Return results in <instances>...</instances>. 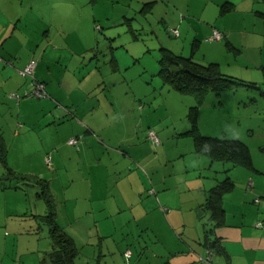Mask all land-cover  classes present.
Segmentation results:
<instances>
[{
  "label": "crops",
  "instance_id": "obj_1",
  "mask_svg": "<svg viewBox=\"0 0 264 264\" xmlns=\"http://www.w3.org/2000/svg\"><path fill=\"white\" fill-rule=\"evenodd\" d=\"M147 1L150 10L161 9L164 31L175 38L164 37L168 41L163 44L165 47L184 53L191 40L199 39L198 51L201 50L202 54L198 62L213 61L220 68H223L224 60L221 59L225 46H242L246 31L238 26L239 12L248 10V1H251L250 5L254 2ZM226 2L230 6L223 8ZM117 5L108 0H0V97L7 94L19 104L23 98L32 96L52 99L65 90L68 100L73 103L65 88V85L69 86L70 77L60 69L63 54L75 52L77 45L86 47L84 37L88 32L99 31V23L107 26L104 31L120 30L128 25V31L133 35V18L124 14L125 10L124 13L123 10L116 12ZM173 28L179 31L177 36L168 32ZM14 44L18 47L15 48ZM26 47L32 48L30 58L28 54H20ZM17 54L18 57H13ZM31 58L36 59L33 74L44 83L45 96L22 94L32 88L30 78L21 74ZM109 63L113 71L118 69L115 56ZM226 65L238 66L237 57H231ZM125 80L129 82L126 77ZM139 81L149 84L152 79L147 72ZM15 91L22 94L19 99L9 95ZM133 94L136 97L143 95L146 99L152 95L155 98L156 88L145 94L135 91ZM77 109L55 107L50 110V121L67 126L65 143L70 150L69 146H75L70 151L74 158L63 157L60 147L47 144L44 137L39 147H34L29 155L18 153L12 163L9 149L14 141L20 143L21 138L28 136L29 128L17 122L18 118L15 124L12 110H0V169L10 168L20 174L38 176L46 184L45 194H41L40 185L33 181L12 180L0 187V202L6 203L4 216L0 213V264H51L49 253L57 249L58 244L51 237L48 215L74 243V264L83 251L93 249L95 252V244L101 247L98 264L102 260L103 264H264V158L256 162L252 157L254 170L228 165L225 174H219L217 167L220 165L198 154L193 138L189 137L184 149L179 151L177 170L175 162H169L176 157L168 155V129L158 127L159 120H152L156 109L143 108L135 121L137 127L128 130L125 127L127 113L120 112L118 120L114 121L123 122L124 131L116 139L117 148L113 149L94 138L95 133L106 131L109 121L92 118L91 111H81L80 116L86 119L83 122L74 118L61 122L68 115L75 116L74 113L79 112ZM117 111L119 109L114 112ZM2 123L10 126L7 133ZM119 127L121 129V125ZM184 129L188 130L189 125ZM149 130L154 131L157 142L149 136ZM133 132H139L140 138L136 139ZM71 137L78 139L76 144L67 142ZM46 156L50 158L49 164L45 162ZM43 163L53 167L47 171ZM168 163L171 170L166 172L161 167ZM222 177H229L234 186L222 195L224 212L221 223L216 224L209 218L205 202L209 189ZM9 204L11 208L7 210ZM95 211L103 214L97 217ZM130 225L153 234V244L144 246L141 239V242L137 240L136 253L129 245L120 251L109 236L112 229ZM207 228L213 229L210 237L217 239L219 245L218 249L211 248L209 260L204 235ZM127 250L131 259L135 255L132 262L124 255Z\"/></svg>",
  "mask_w": 264,
  "mask_h": 264
},
{
  "label": "rangeland",
  "instance_id": "obj_2",
  "mask_svg": "<svg viewBox=\"0 0 264 264\" xmlns=\"http://www.w3.org/2000/svg\"><path fill=\"white\" fill-rule=\"evenodd\" d=\"M108 1L109 3H118L115 6L116 12L123 10L124 13L125 10L126 13L124 14L133 18V35L132 31H128V25L122 26L120 30L112 28L111 31H104L107 26L99 23L101 27L99 31L88 32L84 37L86 47L77 45L78 49L75 52H65L63 54L60 69L70 77L69 86L65 85V88L68 89L73 103L68 100V93L65 90H61L58 97H52V99H39L32 96L23 98L19 104L9 99L7 94L6 96L1 95L0 110H12L15 124L16 118H18L17 122H21L25 128H29L28 136L21 138L20 143L14 141L10 147V163L14 162L18 153L29 155L34 147H39L40 140L45 138L47 144L54 143L60 147L63 157L74 158L71 150H74L75 146H69L71 147L70 150L65 143V138L68 136L66 135L68 132L67 126L65 124L58 126L59 123L50 121V110L55 107H62L63 109L67 107L72 111L76 107L78 108L79 112L74 113L75 116L68 115L61 121L63 123L73 118L83 122L86 119L80 116L81 111L83 113L91 111L89 112L90 116L96 120L109 121L105 126L106 131L95 133L94 138H98L97 142L100 140L103 142L102 145L112 149L117 148L116 139H119L124 131L123 122L119 124L114 121L118 120L120 112L127 113L125 127L128 130L134 126L137 127L135 121L139 119L141 110L150 108L151 110L156 109L152 120L154 122L159 120L158 127L168 129V155L170 158L176 157L175 160L170 159L169 162L174 161L177 170H179L180 158H177L180 154L179 151L184 149L189 137L193 138V133L184 128L188 125L190 128L188 111L191 106L196 104V100L192 95L181 94L169 89L157 75L159 69L158 58L161 55L160 48L165 47L163 44L168 42L164 37L175 38L171 35L168 36L164 31L161 23V9L157 7L155 11L150 10L147 3H145L148 2L147 0L140 2L137 0ZM250 3L251 1H248L246 8L248 10L239 12L240 18L237 17L240 19L238 26L244 27L246 31L245 38L242 39L241 37L242 46H225L223 50L224 58L221 59L224 60L222 62L223 68L220 69L223 73L238 79L254 82L255 87L238 86L235 89L224 90L219 93L213 91L206 93L202 104L198 108L196 125L198 132L202 135L236 138L243 141L249 147L253 159L258 162L264 158V0H254L251 5ZM249 5L250 7H248ZM124 29L126 30L124 31ZM183 36L182 33L181 40ZM13 39L15 40L14 37ZM198 40H191V45L188 48L186 45L184 53H176L186 57L191 56L193 60L198 62V58L202 54L201 50L198 51ZM17 45L14 44V47L17 48ZM190 52H192V55H190ZM196 52L197 54L194 56ZM20 54H28L30 58L33 54L32 48L27 49L26 47V49H22ZM112 55L115 56L118 66V69L114 71L109 63L113 59ZM13 57H18V54L13 55ZM231 57H237L238 66L230 67L226 65ZM199 63L206 64L209 61ZM147 72L152 82L149 84L143 82V84L139 80H142L143 75ZM125 77L129 82L125 80ZM27 78L29 79V77ZM146 85H149V87L147 88ZM153 87L156 88L155 98L152 97L153 95L147 96L150 98L146 99L143 95L136 97L133 94V91L145 94ZM118 109L119 111L115 113L114 111ZM17 114L19 117H17ZM6 119L11 124V119L9 117ZM2 124L5 133H7L10 126L8 123ZM46 125L48 126L46 127ZM149 126L152 127L151 124ZM133 134L136 139L140 138L139 132H133ZM110 138L111 140H108ZM13 147H16L18 151ZM21 164L24 165V163ZM168 164L169 166H167ZM168 164L161 167L162 170L169 172L171 165ZM215 165H220L217 167L219 174H225L226 171L224 170L229 163L215 161ZM43 166L47 171H50L53 167L52 165L47 167L44 163ZM6 171L5 168L0 169V174ZM37 178L39 177L37 176ZM27 187H30V185H27ZM5 205V202H0V213L3 216L6 211ZM10 208L11 204H9L7 210H10ZM94 214L99 217L103 213L95 211ZM124 214L127 215L126 212ZM116 228L118 229H112V235L109 237L110 241H114V246L120 251L129 245L131 246L130 249L136 253L137 240L141 242L142 239L144 246H149L154 242L153 234L136 227V225H130L128 228ZM43 230H46L45 226H43ZM97 231L98 228L95 232ZM93 248H95V252L93 249L83 251L76 264H98L101 257L99 251L101 247L95 244ZM159 248L166 250L164 246H159ZM103 250L104 248H102V252ZM120 251L116 250L117 255H120ZM104 254L108 253L104 252ZM92 258L93 261H91ZM134 259L135 255L132 259L130 257L129 260L132 262ZM103 261L100 264H103ZM123 264H126V262H123Z\"/></svg>",
  "mask_w": 264,
  "mask_h": 264
},
{
  "label": "trees",
  "instance_id": "obj_3",
  "mask_svg": "<svg viewBox=\"0 0 264 264\" xmlns=\"http://www.w3.org/2000/svg\"><path fill=\"white\" fill-rule=\"evenodd\" d=\"M225 6H230L229 2L222 5L223 8ZM160 52L157 74L163 83L181 94L192 95L196 100V104L191 106L188 111V117L191 121L189 120L190 128L187 130L193 133L196 152L207 156L211 161L226 162L230 166H242L254 170L250 149L243 141L236 138L202 135L198 132L196 120L198 108L206 93L211 91L219 93L224 90L235 89L238 86L255 87V83L223 73L216 62L199 63L193 60L191 56H182L166 47H161ZM12 180L33 181L40 185L41 194L46 193V184L39 178L17 173L10 168H7L5 173L0 174V187L6 186L7 182ZM233 186L234 182L226 177L218 181L208 191L205 205L209 209V218L214 219L216 224L221 223L224 212L221 207L222 195ZM47 220L51 222V237L58 244V248L49 253L51 264H74L76 250L71 238L55 224L51 215L47 216ZM212 230V228L205 229V243L209 249H218L217 239L210 237Z\"/></svg>",
  "mask_w": 264,
  "mask_h": 264
},
{
  "label": "built area",
  "instance_id": "obj_4",
  "mask_svg": "<svg viewBox=\"0 0 264 264\" xmlns=\"http://www.w3.org/2000/svg\"><path fill=\"white\" fill-rule=\"evenodd\" d=\"M168 32L170 34H173L175 36H177L179 34V31L175 28L173 29H169ZM215 36H218V33L215 32ZM36 65V59L35 58H31L28 63L24 66V68L21 70V74L25 77H29L30 80H31V83H32V88L31 90L29 91H24L22 92V94H25V95H31V94H34L36 96H45L46 95V92H45V89H44V83L41 82L40 80H38L34 74H33V71H34V67ZM21 93H19L18 91H15V92H11L9 93V95L13 98H16V99H19L22 95ZM148 134L151 138H153L156 142H157V137L154 133L153 130H149L148 131ZM77 138L76 137H71L67 140V142L69 144H76L77 143ZM45 162L47 164L50 163V158L49 156H46L45 157ZM258 199H256L257 201ZM260 225V223H259ZM207 253H208V260L211 258V254H212V250L211 249H207ZM124 255L126 258H129L130 257V251L127 250L124 252Z\"/></svg>",
  "mask_w": 264,
  "mask_h": 264
}]
</instances>
